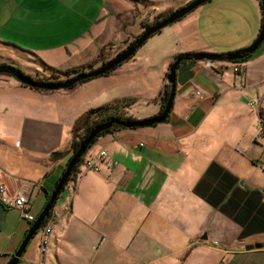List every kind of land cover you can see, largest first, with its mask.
I'll use <instances>...</instances> for the list:
<instances>
[{
  "label": "crops",
  "instance_id": "obj_1",
  "mask_svg": "<svg viewBox=\"0 0 264 264\" xmlns=\"http://www.w3.org/2000/svg\"><path fill=\"white\" fill-rule=\"evenodd\" d=\"M136 11L129 0H0V42L48 65L71 68L83 59L86 65L135 31L126 29ZM263 44L236 67L180 65L166 123L98 138L85 158L104 149L117 166L102 164L98 174L82 173L73 189L65 188L68 195L49 220L44 261L39 232L19 264H53L52 255L56 264H264V246L245 250L264 245V123L248 105L258 103L264 116ZM125 63L133 65L67 91L38 92L0 77V185L8 200L23 196L29 214L40 213L70 157L82 105L135 98L142 103L127 116L158 114L164 79L156 92H137L146 84L143 66L135 58ZM103 83L107 92L85 90ZM30 226L0 202V264L9 262Z\"/></svg>",
  "mask_w": 264,
  "mask_h": 264
},
{
  "label": "rangeland",
  "instance_id": "obj_2",
  "mask_svg": "<svg viewBox=\"0 0 264 264\" xmlns=\"http://www.w3.org/2000/svg\"><path fill=\"white\" fill-rule=\"evenodd\" d=\"M191 1L192 0H129L130 3L137 5V11L133 13L130 19H128L129 25L133 24L134 22L135 24L127 28L126 31H134V29L135 31L133 33L126 34L124 36V41L122 38L121 42H113L110 45L112 48L107 46L104 48V50L100 51L99 56L95 59V61H97L96 66H102L101 60H103L104 63L109 62L111 59L115 58L116 55L121 53L130 43H132L135 38L145 30L141 27L142 23L152 22L154 17L160 13H163V16H169L172 12L180 9ZM260 9L256 0H212L200 6L190 15L182 18L180 21L178 20L168 27L162 29L160 33L154 34L133 56V58L137 59L138 66L141 64L143 66L140 69L143 71L141 80H146V84L139 86L137 92H156L157 86L161 84L162 79L165 81L164 88L165 86H168L165 78V75L168 73V67L174 62L177 55L186 54L183 53L186 50L190 51L196 48L209 47L217 49L216 51H219V54H227L232 53L234 51L233 49H238V47L243 44L244 46L242 49L249 47L259 33L261 17ZM262 48H264V44ZM42 49L44 50L46 48ZM174 55H176L175 58L173 57ZM83 61L84 59L82 60V63H79L78 61L75 63L77 65L83 66L81 65L85 63ZM32 64L35 66L32 67L33 69L30 68ZM0 65H8L18 68L26 76L31 78H37L38 75L39 77H47L49 73L48 71H44L41 63L38 60L36 61V57L19 54L14 49L3 44H0ZM46 65L57 71L70 69V65L66 63L59 64L53 62L51 65H48L47 63ZM132 65V63L128 65L127 63H124L121 68L123 71H126L129 70L130 66ZM232 65L236 67L240 64ZM135 66L136 65H134L132 68H135ZM115 70L105 77L112 76ZM237 70L239 71L240 69L238 68ZM235 71L236 70H234V72ZM12 81L14 82L15 80ZM105 84L106 83H103L99 87L92 86L85 90L90 89L91 91H95L92 95H96L98 92H107L109 86ZM198 98L202 99L203 96L198 95ZM95 99L99 100V98L96 97ZM114 101L105 103V105L111 104ZM141 103V101L136 102L130 109L127 110V112H134V110L139 108ZM242 104L245 105V102ZM257 104L250 102L248 105L255 111L258 120H260L261 123H264V116L261 112L260 105ZM102 105L104 104H98V102L89 101L88 103L82 105L79 111H81L80 113H82L84 110L86 112L88 109L96 108ZM73 111H75V109L70 110V112ZM79 115L77 118L73 119V125H75ZM2 132H4V130H2ZM90 150L91 149L88 150L87 154L90 152ZM263 166L264 164H260L259 168L264 173V170H262ZM68 187L73 189L74 185L69 183L65 188ZM67 193L68 192L66 189L61 192L57 202L54 205L53 212L56 211L60 204L63 203L64 196L68 195ZM11 211L17 212L16 210ZM36 238L37 236L31 241L28 247V252L30 249L31 252L34 249L32 246H34ZM51 261H53V264H56L53 255L51 256Z\"/></svg>",
  "mask_w": 264,
  "mask_h": 264
},
{
  "label": "water",
  "instance_id": "obj_3",
  "mask_svg": "<svg viewBox=\"0 0 264 264\" xmlns=\"http://www.w3.org/2000/svg\"><path fill=\"white\" fill-rule=\"evenodd\" d=\"M212 0H192L185 6L180 9L174 11L167 18L157 23L156 25L145 29L140 35H138L135 40L130 43L121 53L115 56V58L111 59L109 62L102 64L99 69L95 70L91 74H79L75 78L70 79L67 82L48 85V84H38L34 82L31 78L24 75L20 70H17L8 65H0V74H8L14 77L18 82L24 85H28L31 88H41L49 91H58L70 88L73 84L78 81L84 80L86 78L98 76L100 74H104L116 66L121 65L128 59L132 58L137 51L147 42L149 38H151L154 34L162 29L168 27L174 22L181 20L185 16L191 14L200 6L210 2ZM260 8H261V24L259 33L253 43L244 49H241L237 52L227 53V54H213V53H191V54H180L177 55L174 62L169 66L168 73L166 75V82L169 86V94L168 100L162 110V112L156 117L148 118L145 120H141L137 123H134L132 126L136 128H146L152 127L154 125L162 124L166 121L169 116L176 92V71L182 62H200V61H210V62H225L230 63L236 60H243L244 58L253 55L264 43V0H259ZM116 121L112 120L109 123L98 126L94 128L87 137L79 144L77 151H75L69 161L67 162L64 171L60 175L53 191L51 192L47 202L45 203L41 212L37 215L35 221L27 230L24 238L20 242L17 250L12 255L11 259L7 264H19L22 259L24 253L26 252L27 247L33 238L37 235L38 231L42 227L43 222L48 217L50 212L53 210L55 203L57 202L61 192L64 190L65 185L68 182V178L76 166V164L84 157L86 154L88 147L91 146L92 141L96 138V136L102 132L103 130L109 128L112 123ZM117 123V122H116ZM264 245L262 244H253L245 246V250H253V249H261Z\"/></svg>",
  "mask_w": 264,
  "mask_h": 264
},
{
  "label": "trees",
  "instance_id": "obj_4",
  "mask_svg": "<svg viewBox=\"0 0 264 264\" xmlns=\"http://www.w3.org/2000/svg\"><path fill=\"white\" fill-rule=\"evenodd\" d=\"M130 1H137V0H130ZM141 1H143V0H141ZM167 17H168L167 15L163 16V13H160L156 17H154V20L152 22H150V23H142L141 27L143 29H148V28L156 25L157 23L161 22L162 20H164ZM158 33H160V31H158L156 34H158ZM0 44H3L5 46H7V47L9 46V48L14 49L19 54L27 53V52L15 47L14 45L12 46V45H9V44L4 43V42H0ZM235 52H237V51H235ZM255 53L253 55H255ZM253 55L248 56V57H246V58H244L243 60H240V61L239 60L232 61V62H230V64H240L241 65L243 63H246L248 60H250L253 57ZM37 60L41 63L42 68L44 69V71H48L49 72L47 77H39V75H38L37 78H31V77L28 76L29 78H31L34 82H36L38 84L54 85V84L64 83V82L69 81L72 78H75L79 74H91L92 72H94L95 70L100 68V66H96L97 65V61H94V62H91L89 64H86V65H83V66H80V67L70 68V69H66L64 71H57V70L47 66L45 63L40 61L38 58H36V61ZM101 62H102V64H104L103 60H101ZM184 63H186V62H182L180 65H182ZM119 66L120 65L116 66L114 69H112V70H110V71H108V72H106L104 74H100L98 76H94V77H90V78H86L84 80L78 81L77 83L73 84L70 88H67V89H64V90L65 91L71 90V89H74L75 87H77L78 85L84 84L85 82H89L91 80H94V79H97V78H100V77L108 76L111 72H113ZM13 68H15V67H13ZM15 69L19 70L18 68H15ZM237 69L238 68H234L233 71L236 70L235 73H238ZM166 75H165V78H166ZM1 76H5V77H8V78H13L15 81H17L14 77H12V76H10L8 74H0V77ZM18 83L20 84V86H22L24 88H28L30 90H34V91H38V92H49V90H45V89H41V88H31L28 85L21 84L20 82H18ZM168 94H169V86H165V88H163V90H162V92H161V94L159 96V112H158L157 115H159L162 112V110H163V108H164V106H165V104H166V102L168 100ZM135 103H136V99L135 98H123V99H119L117 101H114L111 104H107V105L104 104V105L96 107V108L88 109L86 112H84L82 114V116L76 121V123H75V125L73 127V130H72L73 139H72V143H71V146H70V157H69V159L71 158L72 154L75 151H77L79 144L84 140V138L87 137L88 134L94 128H96L98 126H101V125H104L106 123H109L112 120L117 122V123L116 122L112 123L109 128H107V129L103 130L102 132H100L96 136V138L92 141L91 146L97 141L98 138H100L102 136H105V135H108V134L117 133V132H121V131H125V130H136V129H139V128H136V127H134L132 125L134 123H137V122L141 121V120H137L135 118H132V117L126 115L127 110L130 109ZM157 115H155L153 117H156ZM168 118H169V116L167 117V119H166V121L164 123H166L168 121ZM142 120H145V119H142ZM155 126L156 125H154L152 127H155ZM91 146H89L88 149ZM69 159H68V161H69ZM84 160H85V156L82 159H80V161L76 164V166L74 167V169L72 170V172H71V174H70V176L68 178V182L65 185V187H67L69 183L75 185V182H77V179L79 177V173H80V170H81V167L83 165ZM58 179H59V177L55 180L54 187H55ZM54 187H53V189H54ZM65 187H64V189H65ZM49 196H50V194L46 195V202H47ZM52 215H53V210L50 212L48 217L43 222L42 227H44L46 225V223L51 219ZM36 217H35V219H36Z\"/></svg>",
  "mask_w": 264,
  "mask_h": 264
},
{
  "label": "built area",
  "instance_id": "obj_5",
  "mask_svg": "<svg viewBox=\"0 0 264 264\" xmlns=\"http://www.w3.org/2000/svg\"><path fill=\"white\" fill-rule=\"evenodd\" d=\"M102 164H111L112 167L117 166L116 161H112L111 163L107 161V151L102 149L94 157L85 158L79 175L87 172L98 174L100 172V166ZM262 170H264V166L262 167ZM0 202L11 210L19 211V213L22 214L28 222L33 223L35 221V217L29 214V207L27 206L26 198L18 195L8 200L5 195V189L3 188V186H0ZM64 211L68 212L69 206H66L64 208ZM51 230L52 222L50 221H48L46 225L40 229L39 263L44 261V257L46 255V251L49 245Z\"/></svg>",
  "mask_w": 264,
  "mask_h": 264
},
{
  "label": "clouds",
  "instance_id": "obj_6",
  "mask_svg": "<svg viewBox=\"0 0 264 264\" xmlns=\"http://www.w3.org/2000/svg\"><path fill=\"white\" fill-rule=\"evenodd\" d=\"M87 151H88V150H87ZM86 153H87V152H86ZM85 155H86V154H85ZM85 155H84V156H85ZM31 224H32V223H31ZM41 228H42V227H41ZM41 228H40V229H41ZM39 232H40V230L38 231V233H39ZM38 233H37V234H38Z\"/></svg>",
  "mask_w": 264,
  "mask_h": 264
}]
</instances>
